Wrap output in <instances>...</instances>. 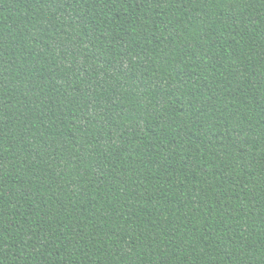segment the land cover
<instances>
[{
    "label": "trees",
    "instance_id": "trees-1",
    "mask_svg": "<svg viewBox=\"0 0 264 264\" xmlns=\"http://www.w3.org/2000/svg\"><path fill=\"white\" fill-rule=\"evenodd\" d=\"M0 264H264V0H0Z\"/></svg>",
    "mask_w": 264,
    "mask_h": 264
}]
</instances>
